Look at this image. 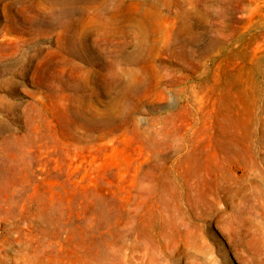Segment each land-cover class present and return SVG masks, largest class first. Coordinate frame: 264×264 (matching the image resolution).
Masks as SVG:
<instances>
[{
  "label": "rangeland",
  "instance_id": "374dc122",
  "mask_svg": "<svg viewBox=\"0 0 264 264\" xmlns=\"http://www.w3.org/2000/svg\"><path fill=\"white\" fill-rule=\"evenodd\" d=\"M0 264H264V0H0Z\"/></svg>",
  "mask_w": 264,
  "mask_h": 264
}]
</instances>
